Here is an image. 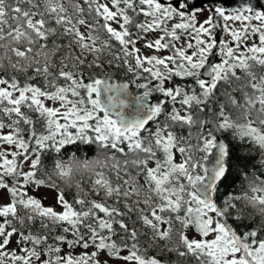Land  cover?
Segmentation results:
<instances>
[{
	"label": "snow or ice",
	"instance_id": "1",
	"mask_svg": "<svg viewBox=\"0 0 264 264\" xmlns=\"http://www.w3.org/2000/svg\"><path fill=\"white\" fill-rule=\"evenodd\" d=\"M0 264H264L259 0H0Z\"/></svg>",
	"mask_w": 264,
	"mask_h": 264
},
{
	"label": "water",
	"instance_id": "2",
	"mask_svg": "<svg viewBox=\"0 0 264 264\" xmlns=\"http://www.w3.org/2000/svg\"><path fill=\"white\" fill-rule=\"evenodd\" d=\"M253 1L257 2V0H253ZM197 2H199V0H197ZM242 2L243 0H222L219 4L212 3L211 5L212 6H223L226 9L230 10L231 8L239 6ZM259 4L261 6H264V0H259Z\"/></svg>",
	"mask_w": 264,
	"mask_h": 264
},
{
	"label": "bare ground",
	"instance_id": "3",
	"mask_svg": "<svg viewBox=\"0 0 264 264\" xmlns=\"http://www.w3.org/2000/svg\"><path fill=\"white\" fill-rule=\"evenodd\" d=\"M222 0H205L206 4H212V3H215V4H219ZM253 3H256L253 1Z\"/></svg>",
	"mask_w": 264,
	"mask_h": 264
}]
</instances>
